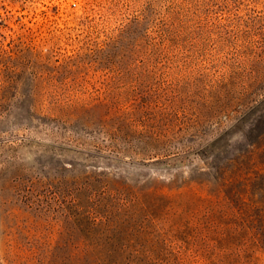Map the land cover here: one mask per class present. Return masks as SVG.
Returning a JSON list of instances; mask_svg holds the SVG:
<instances>
[{"label": "rangeland", "instance_id": "rangeland-1", "mask_svg": "<svg viewBox=\"0 0 264 264\" xmlns=\"http://www.w3.org/2000/svg\"><path fill=\"white\" fill-rule=\"evenodd\" d=\"M240 30L264 36V0H0V264H264Z\"/></svg>", "mask_w": 264, "mask_h": 264}, {"label": "trees", "instance_id": "trees-1", "mask_svg": "<svg viewBox=\"0 0 264 264\" xmlns=\"http://www.w3.org/2000/svg\"><path fill=\"white\" fill-rule=\"evenodd\" d=\"M219 2H223L224 0H217ZM227 5V4H226ZM168 21V20H167ZM166 21V22H167ZM155 24V23H154ZM166 25V24H165ZM226 24L222 23L221 21H219V18H214V19H209L207 22L205 23H199L198 27L200 28L199 30L201 34L205 35H213V34H218L220 40H222L223 42H225L227 45V47L232 48V44L233 42L227 38L226 36L223 37L222 35H227L228 32H226ZM153 27L157 28V25H153ZM175 29V28H174ZM173 27L171 26H166V29L164 31H162L161 35V49L162 51H167V46H165V42H171L172 40H174V37L176 36L175 30L176 31H180L183 33V29L180 28L179 29H175L174 30ZM162 28H159L158 31H161ZM173 30V31H172ZM157 32V30H156ZM240 38H243V42L241 43V45H239V50L238 52H234L232 53L231 57H229L230 53H227L224 61H221V63H264V36H258L256 38H258L260 41L258 42V39L255 41H251L250 40V36H247L249 33L247 32H242L240 30ZM261 37V39H260ZM263 37V38H262ZM239 40V39H238ZM236 43L233 44V46H235ZM260 50V51H259ZM217 61H220L217 60ZM139 63H143L142 61H140ZM227 84H224L223 87L225 88ZM246 91V90H245ZM244 91V92H245ZM244 94V93H242ZM144 141V142H143ZM142 141V146L145 144H147V142L145 140ZM135 200L138 202L141 200V197H135Z\"/></svg>", "mask_w": 264, "mask_h": 264}]
</instances>
